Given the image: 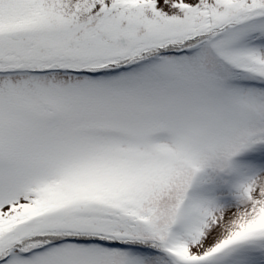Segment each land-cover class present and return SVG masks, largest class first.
<instances>
[{
	"label": "rangeland",
	"instance_id": "obj_1",
	"mask_svg": "<svg viewBox=\"0 0 264 264\" xmlns=\"http://www.w3.org/2000/svg\"><path fill=\"white\" fill-rule=\"evenodd\" d=\"M250 7L264 13V0H0V231L27 220L0 232L4 264H177L14 245L65 222L153 249L184 196L185 224L167 238L178 261L228 246L226 264H264V15L233 21ZM184 34L200 38L191 53L161 56ZM50 58L60 70L38 69ZM66 59L94 75L61 70L77 69ZM130 207L151 214L146 227L109 217Z\"/></svg>",
	"mask_w": 264,
	"mask_h": 264
},
{
	"label": "trees",
	"instance_id": "obj_2",
	"mask_svg": "<svg viewBox=\"0 0 264 264\" xmlns=\"http://www.w3.org/2000/svg\"><path fill=\"white\" fill-rule=\"evenodd\" d=\"M251 9L249 10H243L241 13H239L238 15H236V17H234L233 21L234 22H241V20L244 19V17H247L248 15L250 16L251 13L255 10L254 7H250ZM260 15H264L263 11L257 10L254 11V15L255 17L260 16ZM251 17V16H250ZM213 21V20H212ZM210 20V25L208 27V29L206 30V32H204L205 34V39L206 38H211L215 35V33H210L212 30L216 29L213 28V22ZM198 30L194 29L193 31H191L189 34V36H197L198 34ZM187 34H184V38H170L168 41L171 42L170 46L167 47V49H162L161 51H159V53H161V56L164 54H184V53H191V48H194V44L197 43L199 39H196L195 41H190L187 40V37H189ZM203 36V35H202ZM158 54V53H157ZM66 62L63 63H67V65H63L64 67L69 66V64H71L72 62L78 64L77 69H73V68H63L61 70L65 71V72H76L78 74H87V75H94V71L86 66H83L82 63L77 62L78 60H71V59H66L64 60ZM76 61V62H75ZM55 62H59L56 59H47L45 60V65H43L41 68L43 70L47 69V68H51V66L53 64H56ZM90 64V62L93 61H87ZM60 63L56 64V68L58 65H60ZM107 63L104 62L101 64V66L104 67V65H106ZM108 65V64H107ZM54 66V65H53ZM61 66V65H60ZM118 68H120V70H122V66H119ZM130 66L127 68L129 69ZM22 70H25V68L23 67ZM57 70H60L59 68H57ZM46 71V70H45ZM234 71H238V68L236 66H234ZM98 73L103 74L106 73V71H99ZM187 198L184 196L182 201L179 203L178 207H177V212L175 214L174 217V222L173 224L169 227L167 233H166V239L164 240V242L162 243H158V242H154L153 245V249L150 248L149 245L151 244H146L144 243V245L139 244L136 241H116L114 240L112 237H106L103 236L102 234H95L92 232H86L85 234L81 233L82 231H73L72 229H67V228H63V226L55 224V225H51L48 226L47 228H44V232L41 234H33L30 236H27L25 239V241L22 244H15L14 248L17 249L19 248L21 251H24L25 253H28V255H36L37 253L46 251L48 249H50L51 247H54L56 245H60V244H68V243H77L79 245H87V246H92V247H101L103 249H107V250H115V251H127L129 250V252H133L135 251L136 254H138L139 252L142 253L144 251H148V252H152L155 251L157 254L164 256L167 255L170 259H174L177 264H182L180 261H178V259L174 256L175 252H177L176 247H174V243H170L167 242V238L168 236L171 234H173V232H177V230L180 229V226L182 227L185 223V219L184 217H182V213H184L187 208H184L183 206L185 205ZM49 205L45 204L40 207L41 209V213H35L34 216H38L39 218H45L48 215L51 214L52 210L50 207H48ZM131 208V207H130ZM131 210L124 209L123 212H121L122 214L117 215V216H109L110 218H117L119 216L124 217L125 221L127 223H130L132 226H134L135 228L137 227H146L147 224H149V217L151 214H147V215H140L138 213H136L134 211L133 208H131ZM73 212V211H72ZM81 212H77L76 214H79ZM84 214H87V212H83ZM68 214V211H67ZM66 214V215H67ZM76 214L74 213V216H76ZM24 218V217H23ZM127 219V220H126ZM27 222L24 221V219H12L10 218L9 221H5L4 225L2 227L3 230H1L0 232H4V231H12L10 233H13L16 231V229L21 228L20 226H22L23 224ZM27 224V223H26ZM255 238V237H254ZM264 238V237H263ZM262 239V238H260ZM149 241V240H148ZM146 241V242H148ZM157 241V240H155ZM254 241V239H250L249 241H245L244 244ZM236 243V242H235ZM240 243H237L236 246L239 247ZM9 244H8V240L6 239V237H4L1 242H0V264H4L8 258H6V256L4 255L5 250L8 248ZM25 246V247H24ZM35 246L33 250L29 251V248ZM229 247L228 246H223L221 248L218 249V251H216L215 253L211 254L208 257H204L202 259H198V260H187L186 263L187 264H195L197 262H200L201 260L203 262H206V264H226L228 262L229 259V252H231V250L229 252H227V249ZM235 247H233V250ZM153 250V251H152ZM7 251V250H6ZM10 254V259L12 258L11 251L8 252ZM8 254V255H9ZM173 260V261H174Z\"/></svg>",
	"mask_w": 264,
	"mask_h": 264
}]
</instances>
